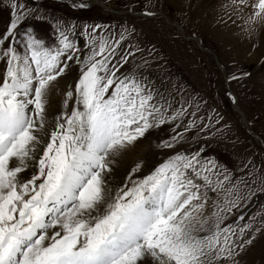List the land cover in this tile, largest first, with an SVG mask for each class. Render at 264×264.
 Listing matches in <instances>:
<instances>
[{
	"label": "snow or ice",
	"instance_id": "6c2138e0",
	"mask_svg": "<svg viewBox=\"0 0 264 264\" xmlns=\"http://www.w3.org/2000/svg\"><path fill=\"white\" fill-rule=\"evenodd\" d=\"M258 8L264 13V0ZM20 19L14 11L0 49ZM59 35L55 49L28 34L23 56L12 47L0 50V60L7 58L0 83V264H217L234 259L251 223L220 226L239 197L233 198L235 186L225 187L231 176L225 170L220 179L215 161L177 153L131 187L115 192L109 187L110 157L167 120L142 82L109 69L112 50L106 42L85 58L77 107L70 115L49 119L48 89L67 66H61L62 55L76 48L66 31ZM30 165L36 172L26 178ZM209 192L217 200L211 217L202 220ZM208 219L214 220L213 228L200 235L195 225L202 228Z\"/></svg>",
	"mask_w": 264,
	"mask_h": 264
},
{
	"label": "rangeland",
	"instance_id": "374dc122",
	"mask_svg": "<svg viewBox=\"0 0 264 264\" xmlns=\"http://www.w3.org/2000/svg\"><path fill=\"white\" fill-rule=\"evenodd\" d=\"M80 2L90 4L81 8ZM258 4L259 0H0V38L13 12L22 16L0 50L12 47L23 56L28 34L55 49L61 31L76 46L62 55L61 66H67L48 89L50 116L70 115L77 107L76 85L85 58L101 41L112 50L109 69L118 68L117 77L134 76L152 92L151 103L167 122L111 156L112 177L124 178V186L131 187L177 153H199L202 162L215 161L220 179L225 170L231 176L225 187L235 186L233 198L239 197V204L220 226L251 223V228L238 241L243 248L235 249L234 259L217 264H264V13ZM151 12L157 14L150 16ZM6 68L7 58L0 60V83ZM69 91L73 96L67 99ZM165 141L174 146L164 147ZM29 168L26 178L36 172L35 166ZM208 195L211 200L202 220L211 217L212 201L217 200L216 193ZM213 225L208 219L202 228L195 227L204 235ZM248 240L250 244L244 243Z\"/></svg>",
	"mask_w": 264,
	"mask_h": 264
},
{
	"label": "bare ground",
	"instance_id": "6f19581e",
	"mask_svg": "<svg viewBox=\"0 0 264 264\" xmlns=\"http://www.w3.org/2000/svg\"><path fill=\"white\" fill-rule=\"evenodd\" d=\"M47 115H48L49 119H52L53 117H56L54 115L53 116H50L49 114H47ZM244 122L246 123L245 119H244ZM30 172H31V170H30V168H28V170L23 175L25 177H28ZM124 181H125L124 178L116 179V178L112 177L111 174L109 173V187L112 189L113 192H115L118 188L124 187ZM143 264H154V262L145 261V262H143Z\"/></svg>",
	"mask_w": 264,
	"mask_h": 264
}]
</instances>
